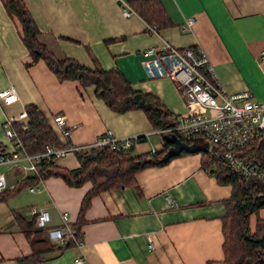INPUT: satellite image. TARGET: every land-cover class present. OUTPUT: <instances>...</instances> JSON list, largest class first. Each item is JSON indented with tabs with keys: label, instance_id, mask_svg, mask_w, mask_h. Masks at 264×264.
Segmentation results:
<instances>
[{
	"label": "crops",
	"instance_id": "crops-1",
	"mask_svg": "<svg viewBox=\"0 0 264 264\" xmlns=\"http://www.w3.org/2000/svg\"><path fill=\"white\" fill-rule=\"evenodd\" d=\"M129 1L23 0L39 40L57 57L91 69L98 64L119 70L134 89L157 97L176 118L187 112L185 97L170 78L149 76L143 66V52L162 41L177 48L200 46L228 92L247 90L255 101H264V0H158L171 22L158 35L148 33L147 23L137 14L123 15L122 4ZM29 62L20 26L0 0V90L13 86L18 94L16 103H0V150L8 145L5 117L31 104L45 116L60 145L66 140L53 128L59 116L71 131L67 144L78 151L107 130L118 139L140 137L131 145L132 154L163 149L161 135L142 111L114 113L95 96L94 86L60 81L44 62ZM56 164L79 166L75 152ZM0 172L5 173V189L23 178L2 165ZM90 188V182L76 188L49 177L37 191L27 187L0 202V264H19V258L32 253L13 212L26 221L32 219L31 209L47 212L46 227L33 237L48 240L46 230L61 226L62 212L76 226ZM230 192L229 185L219 184L203 168L200 153L175 156L138 172L133 185L93 197L80 227L82 247L43 253L45 259L35 264H74L78 257L84 264H213L223 259L221 225ZM258 217L264 223V208ZM254 221L253 216L251 224Z\"/></svg>",
	"mask_w": 264,
	"mask_h": 264
},
{
	"label": "trees",
	"instance_id": "trees-1",
	"mask_svg": "<svg viewBox=\"0 0 264 264\" xmlns=\"http://www.w3.org/2000/svg\"><path fill=\"white\" fill-rule=\"evenodd\" d=\"M7 13L14 17L21 30V39L25 45L30 62L28 65L42 61L58 80L78 81L81 86H94V94L114 113L122 114L132 110L142 111L154 130H164L176 124V117L164 107L157 97L134 89L117 69L104 70L98 64L93 69L79 64L67 57H57L39 40V30L27 10L23 0H3ZM129 7L148 25L159 29L171 26V22L158 0H130ZM28 115L27 129L22 130L15 123V128L27 152L38 153L44 146L52 144L62 147L45 116L35 105L25 107ZM162 138L165 133L161 134ZM170 144L163 139V149L157 152L132 154L130 149L110 150L109 148H87L76 151L79 166L66 169L56 164V159H43L38 165V176L27 174L11 189L0 191V202L32 185L40 184L49 177L60 178L67 186L80 187L85 182L91 188L85 193L80 204L77 223L73 227L74 238L81 237L80 227L93 197L102 191L123 188L134 184L135 175L149 167L162 166L168 161L161 158ZM255 149L258 163L264 169V135L250 144ZM218 148L213 147L206 153H200L203 168L221 185H229L231 192L225 202V215L222 218V252L223 259L213 264H264V223L258 217L264 208V184L259 181L245 180L234 172L223 158H215ZM189 154L182 151L179 155ZM178 155V156H179ZM173 158V157H172ZM19 229L27 239L32 253L19 258V264H35L45 259L43 253L61 252L75 245L68 240L64 245L55 247L49 240L33 237L40 229L35 227V220H24L20 214L13 212ZM255 221L251 224V217Z\"/></svg>",
	"mask_w": 264,
	"mask_h": 264
},
{
	"label": "built area",
	"instance_id": "built-area-1",
	"mask_svg": "<svg viewBox=\"0 0 264 264\" xmlns=\"http://www.w3.org/2000/svg\"><path fill=\"white\" fill-rule=\"evenodd\" d=\"M122 13L125 17L136 14L125 2L122 4ZM193 22V19L189 20L186 25L190 26ZM146 30L158 35V30L152 25L146 24ZM143 56V66L149 76L170 78L185 97L186 114L176 118L173 127L159 130V134H174L179 140L187 143H191L195 137H203L209 142L208 151L213 147L219 149L215 152V158H223L230 168L245 180L264 184V169L256 158L257 151L249 149L250 144L264 135V101H255L247 90L228 92L200 46L177 48L162 41L160 46L144 51ZM263 58L264 50L260 55V59ZM17 101L18 94L13 86L0 90L1 104L12 105ZM15 123L22 130L27 129L28 115L24 109L7 115L3 121L8 145L0 150V165L19 171L23 177L33 174L39 178L38 165L43 159L57 160L79 150L76 146L67 144L71 131L63 124L60 116L57 117L53 128L66 140L65 146L47 144L44 150L38 153L27 152L13 127ZM139 139L140 137L136 136L118 139L107 130L86 148L128 151ZM161 140L163 141L162 135ZM5 187V173L0 172V191ZM28 189L37 191L39 184L29 186ZM30 215L35 220L37 229L46 227L49 221L47 212L31 209ZM60 217V227L46 230L48 240L62 246L71 239L75 245L82 247L80 239L74 238L68 213L62 212ZM148 247L153 248L152 238H149ZM74 264H84L83 258H76Z\"/></svg>",
	"mask_w": 264,
	"mask_h": 264
},
{
	"label": "water",
	"instance_id": "water-1",
	"mask_svg": "<svg viewBox=\"0 0 264 264\" xmlns=\"http://www.w3.org/2000/svg\"><path fill=\"white\" fill-rule=\"evenodd\" d=\"M163 139L168 142L170 146L162 156V161H168L172 157L178 156L182 151L187 153H206L209 148V142L199 136L193 138L191 143L179 140L174 134H165Z\"/></svg>",
	"mask_w": 264,
	"mask_h": 264
}]
</instances>
